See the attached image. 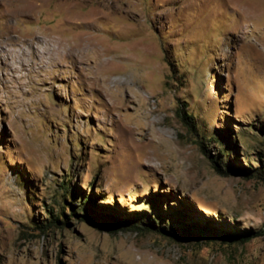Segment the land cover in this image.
I'll use <instances>...</instances> for the list:
<instances>
[{
  "label": "rangeland",
  "instance_id": "obj_1",
  "mask_svg": "<svg viewBox=\"0 0 264 264\" xmlns=\"http://www.w3.org/2000/svg\"><path fill=\"white\" fill-rule=\"evenodd\" d=\"M261 230L264 0H0V264H264Z\"/></svg>",
  "mask_w": 264,
  "mask_h": 264
},
{
  "label": "trees",
  "instance_id": "obj_2",
  "mask_svg": "<svg viewBox=\"0 0 264 264\" xmlns=\"http://www.w3.org/2000/svg\"><path fill=\"white\" fill-rule=\"evenodd\" d=\"M218 167V170L220 171V173L228 175V174H235V173H244L243 171H239V170H229L226 171L223 168ZM264 234V232L261 231H255V232H251V233H246V234H235V233H231L229 236L231 237V241L232 242H239V243H245L250 241L251 239L258 237L260 235Z\"/></svg>",
  "mask_w": 264,
  "mask_h": 264
},
{
  "label": "bare ground",
  "instance_id": "obj_3",
  "mask_svg": "<svg viewBox=\"0 0 264 264\" xmlns=\"http://www.w3.org/2000/svg\"><path fill=\"white\" fill-rule=\"evenodd\" d=\"M31 7H32V6H30V9H29V10H31Z\"/></svg>",
  "mask_w": 264,
  "mask_h": 264
}]
</instances>
